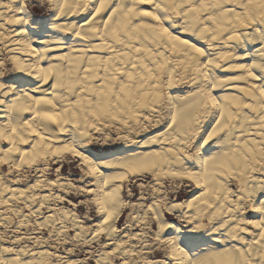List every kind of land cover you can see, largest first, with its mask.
Segmentation results:
<instances>
[{
	"label": "bare ground",
	"instance_id": "obj_1",
	"mask_svg": "<svg viewBox=\"0 0 264 264\" xmlns=\"http://www.w3.org/2000/svg\"><path fill=\"white\" fill-rule=\"evenodd\" d=\"M47 1L53 15L32 21L42 5L0 0V225L19 204L44 206L33 223L49 232L18 220L0 264H90L50 250L66 225L104 236L95 264H264V0ZM110 123L123 145L96 156L85 143ZM67 154L94 177L90 232L51 205L70 184L44 172ZM24 168L37 178L14 184ZM140 176L155 187L142 192L154 221L122 196ZM130 223L147 224L130 234Z\"/></svg>",
	"mask_w": 264,
	"mask_h": 264
},
{
	"label": "rangeland",
	"instance_id": "obj_2",
	"mask_svg": "<svg viewBox=\"0 0 264 264\" xmlns=\"http://www.w3.org/2000/svg\"><path fill=\"white\" fill-rule=\"evenodd\" d=\"M25 2H27V4L42 5V6H40V9L37 11V15H34L32 13V21L37 20V18H39V17L40 18L42 17V18H45V19H49L53 15V10L50 9V6H49L47 0H41V1L40 0H25ZM33 17H34V19H33ZM11 78H12L11 76L8 77L9 80H11ZM110 124H111L110 126H109V124L104 125L102 127V129L103 128L104 129L103 130L101 129L102 131L101 130L95 131L97 133H95L94 131H92V136L90 138H88L87 140H89V141H86V143H85V144H87V146L90 149V151L93 150L95 152L96 156H99L100 154H102L103 152H106V151L117 150V149L121 148V146L123 145V141L125 140L124 138L126 136V135H124V133H125V132H123L124 130L122 128H120L118 125H116V127L117 126L119 127L117 129L116 127H114L115 124H113L114 126L112 125V123H110ZM152 126L153 125H151L149 127L150 129H148V131L142 130L143 133H140L142 131H139L137 133L138 135L136 136V138H139V137H140V139L141 138H145V135L146 134L148 135L147 132L157 131L156 129H158L159 125H155L154 127H152ZM152 129H154V130H152ZM133 133L134 132H132L131 134H133ZM134 134H136V133H134ZM121 136L124 137V138H122ZM73 156L74 155L67 154L65 156V158L64 157L63 158H60L58 160V163L50 164L49 165L50 167H47V170H45L46 173L44 172V175H45V178L46 179L47 178L48 179L54 178V179H58V180L60 179L59 180L60 182H62L63 180H64V183L69 182V184H70L71 187L67 184L68 185V186H66L67 188L61 186L63 188L62 189L59 186V187H57L59 189H57V188L54 189V191L56 190L55 193L57 192L56 194L58 195V198L52 200L51 205L54 207L55 206V203H56V207H59V206L60 207H63L64 206V208L72 209L74 212H76V214L81 219V222L85 226L86 231L88 230L87 232H90V231H92V228L97 224V220L99 219V214H98V209H97L98 206H97L96 202H94L95 201V197L94 196H96V192L95 191H91V192L89 191L90 188L94 187V183L91 182L94 179V177L92 175L87 174V169L84 166H82L79 158L78 157H75V156L73 157ZM60 163H62V164L60 165ZM57 166H59V169H57ZM7 172H8L7 167L4 166L3 167V172H2L3 173V176ZM20 172H21V170H20ZM23 174L24 175L27 174L26 176L23 175L25 179L22 177L19 181H15V178L14 177L13 178L11 176H9V177H11L12 179H14L13 180V183L14 184H17V185H20V186L21 185L26 186V185L32 183L33 181H35V179L37 178V176H38L39 173L36 172V170L34 168H32V169L31 168L30 169L29 168H24L23 169ZM86 175H88V176H86ZM140 177L141 178H138V179H135V180L133 178H131L132 180L129 179V181H126L125 182V185L122 188V196H123L124 200L128 201L130 204H132V202H133L134 205L133 204L132 205L134 207L132 205L131 206L134 208L133 210H134V212H135L136 215H139V216L141 215L142 217L144 216V218H146L145 221L150 222V218H151L150 215L149 214H146V215H148V217L146 215H142V213H143L142 208L145 205H147V204H149L151 202L150 201L151 200L150 199L151 197L145 199L144 196H143V193L144 192H147V193L155 192V190H154L155 187L149 185L148 181H150L149 180L150 177H148V178L147 177H142V176H140ZM133 181H135V182H133ZM89 182H90V184H89ZM93 182H94V180H93ZM138 183H139L140 187H139ZM141 183H142V185H141ZM126 185H128V186H126ZM72 186H73V188H72ZM231 186L234 187L233 185H231ZM185 188L186 189H184V190H187L188 189L187 190V195L182 196L181 198L187 197L192 192L191 189L193 188V186L190 184L189 186H187ZM152 196H155V195L153 194ZM139 200H140V202H138ZM143 201L145 202V204H144ZM141 202L143 204H140ZM137 203H138V206H135V204H137ZM19 205H21V208L19 206L20 213L19 212H13V211H11L12 214L9 212L7 214V216H6L7 219H9V214H11L9 221L10 220H12V221L14 220L13 223L10 221L9 223L7 222L8 224L7 223H5V225L4 224H1L3 227L0 225V238H1L0 240L3 241V239H4L5 243H7V244L8 243H11L13 241L12 239H14L13 238L14 237L13 235H16L19 232H23L24 230L23 229H18L17 228V225H16L18 223H21V221L20 222L18 221V220H21V219L24 220V224H27L26 225L27 228L32 227V228H29L31 233L37 235L38 237H39L40 233L43 234V236L48 235L47 233H49V232H48V230H47L46 227H44V226H41V227L40 226H37L36 222L33 223L34 221H36L35 219H38L41 216L43 217L44 214L47 213V209L44 208V206H41V208H42L41 209V214L43 213V215L40 216L37 213L30 212V209H29L28 206H24L23 204H19ZM21 211H23V212H21ZM126 212H127V209H123V211H122V213H123L122 215L123 216H121L119 218V220H118V221H120V223L119 222L117 223L118 228L121 227V225L124 224ZM249 215H251V213ZM22 216H25V217L23 218ZM252 217H253V213H252V215L249 218H252ZM26 218H27V220H26ZM151 220L154 221L152 218H151ZM10 223H12V226L9 225ZM131 223H133V222H131ZM21 224H23V223H21ZM35 224H36V226H35ZM134 224L129 225L128 228H126L125 231L127 233L130 232V234H132L131 231L132 232H136V231L137 232H139V231L141 232V230L145 229L143 227L145 223L139 224L137 226L134 225ZM146 224H145V226H146ZM14 225H16V226H14ZM155 226H156V223H153L152 224L153 229L155 228ZM65 228L66 229L64 231H65V236L67 238L64 235H61L60 236L61 237V240H63L64 242L61 241L60 244H58V245L53 244V242H50L51 243V244L49 243L50 250L51 251H54V250L56 251V249H57V252H59V253L61 252L62 255H68L69 254V256L70 257L72 256L73 258H76V257L82 258L83 257L90 264H95L96 262H95L94 254L96 253V251L98 249H100L103 246V245L101 246V241H103L104 236H102V234L100 235V233H99L98 235H96L97 236L96 237L97 239L95 238V241L87 242V241H84L83 238H76L75 237V229L73 227H71L70 225H66ZM11 230H14V231H11ZM33 231L36 232V233H34ZM150 232L151 231L144 233L146 235V239H148L149 241L152 238H154ZM88 234L90 236L93 235L92 233H88ZM88 234L87 235L85 234V235L86 236H89ZM62 236H64V237H62ZM75 238L78 241L75 240ZM81 244H83V245H81ZM152 245L154 247H158L156 244H152L151 243V247L152 248H153ZM55 246H56V248H55ZM109 247L107 246L108 249L111 248V247L110 248ZM62 248H64L65 251ZM66 250H67V252H66ZM90 251L91 252L94 251L93 252V255H91L92 253ZM63 253H65V254H63ZM89 253H91V254H89ZM159 255H162V253H159ZM114 260H115L116 263H119L120 262V258L118 256H116Z\"/></svg>",
	"mask_w": 264,
	"mask_h": 264
},
{
	"label": "trees",
	"instance_id": "obj_3",
	"mask_svg": "<svg viewBox=\"0 0 264 264\" xmlns=\"http://www.w3.org/2000/svg\"><path fill=\"white\" fill-rule=\"evenodd\" d=\"M34 7H35V8H38V6H34ZM35 8H34V10H35ZM39 9H40V8H39ZM37 10H38V9H36V12H37Z\"/></svg>",
	"mask_w": 264,
	"mask_h": 264
}]
</instances>
